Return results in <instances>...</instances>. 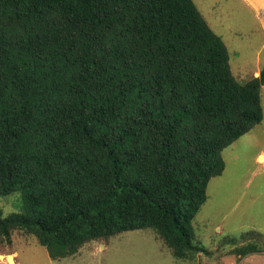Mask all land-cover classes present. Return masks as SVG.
I'll list each match as a JSON object with an SVG mask.
<instances>
[{
    "label": "trees",
    "instance_id": "1",
    "mask_svg": "<svg viewBox=\"0 0 264 264\" xmlns=\"http://www.w3.org/2000/svg\"><path fill=\"white\" fill-rule=\"evenodd\" d=\"M263 85L264 67L234 78L193 0H0V198L21 201L0 209V239L24 230L59 260L153 229L192 256L207 185L261 122Z\"/></svg>",
    "mask_w": 264,
    "mask_h": 264
},
{
    "label": "rangeland",
    "instance_id": "2",
    "mask_svg": "<svg viewBox=\"0 0 264 264\" xmlns=\"http://www.w3.org/2000/svg\"><path fill=\"white\" fill-rule=\"evenodd\" d=\"M225 44L238 82L264 67V0H193ZM262 9V12H261ZM263 118L225 148L224 170L210 179L207 199L193 219L195 253L178 259L153 229L126 231L85 243L73 256L53 260L36 237L14 229L0 239V264H264V85ZM19 192L0 198L3 216L20 211ZM249 252V253H247ZM246 253V254H245Z\"/></svg>",
    "mask_w": 264,
    "mask_h": 264
},
{
    "label": "water",
    "instance_id": "3",
    "mask_svg": "<svg viewBox=\"0 0 264 264\" xmlns=\"http://www.w3.org/2000/svg\"><path fill=\"white\" fill-rule=\"evenodd\" d=\"M8 262H9L10 264H13V260H12L11 257H8Z\"/></svg>",
    "mask_w": 264,
    "mask_h": 264
},
{
    "label": "crops",
    "instance_id": "4",
    "mask_svg": "<svg viewBox=\"0 0 264 264\" xmlns=\"http://www.w3.org/2000/svg\"><path fill=\"white\" fill-rule=\"evenodd\" d=\"M261 12H262V9H261ZM264 155V154H263Z\"/></svg>",
    "mask_w": 264,
    "mask_h": 264
}]
</instances>
